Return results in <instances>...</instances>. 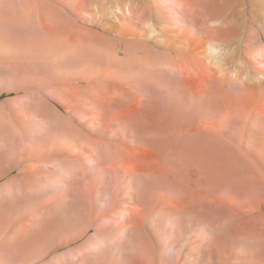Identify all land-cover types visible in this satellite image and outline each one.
<instances>
[{
	"label": "rangeland",
	"instance_id": "374dc122",
	"mask_svg": "<svg viewBox=\"0 0 264 264\" xmlns=\"http://www.w3.org/2000/svg\"><path fill=\"white\" fill-rule=\"evenodd\" d=\"M10 1L0 0V249L11 250L0 262L264 264V160L211 161L234 153L204 141L169 150L164 133L126 132L118 113L92 111L100 101L65 97L60 67L11 60ZM258 129L248 134L260 156Z\"/></svg>",
	"mask_w": 264,
	"mask_h": 264
},
{
	"label": "bare ground",
	"instance_id": "6f19581e",
	"mask_svg": "<svg viewBox=\"0 0 264 264\" xmlns=\"http://www.w3.org/2000/svg\"><path fill=\"white\" fill-rule=\"evenodd\" d=\"M46 1H10L11 60L60 67L65 97L100 101L92 111L118 113L126 132L164 133L169 150L204 141L234 153L211 161L264 160L248 134L264 129V0H48L49 17ZM67 67L86 72L69 78ZM235 124L248 133L232 142Z\"/></svg>",
	"mask_w": 264,
	"mask_h": 264
},
{
	"label": "trees",
	"instance_id": "16d2710c",
	"mask_svg": "<svg viewBox=\"0 0 264 264\" xmlns=\"http://www.w3.org/2000/svg\"><path fill=\"white\" fill-rule=\"evenodd\" d=\"M5 97H7V95H2V96L0 97V99L5 98Z\"/></svg>",
	"mask_w": 264,
	"mask_h": 264
}]
</instances>
